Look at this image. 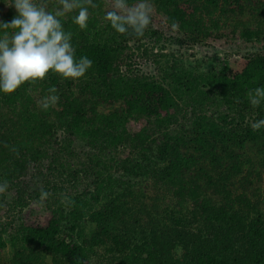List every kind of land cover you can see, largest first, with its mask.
Wrapping results in <instances>:
<instances>
[{"label": "trees", "instance_id": "1", "mask_svg": "<svg viewBox=\"0 0 264 264\" xmlns=\"http://www.w3.org/2000/svg\"><path fill=\"white\" fill-rule=\"evenodd\" d=\"M51 1L45 4L49 11L60 8L59 0ZM107 1L85 5L90 16L86 29L72 22L78 9L61 17L72 33L76 57L93 61L85 77L63 79L50 72L44 80L0 94V181L18 195L13 209L34 201L48 210L38 220L0 224V264H19L17 255L22 254L29 264H46L47 257L53 264H91L87 249L101 248L130 253L138 262L145 253L154 262L167 260L157 237L142 225L130 237L116 232L120 213L135 200H143L142 211L151 215L168 206L163 211L168 215L169 210V216L160 220L163 228L173 223L172 234L175 228L190 230L184 237L188 241L182 240L184 254L203 251L192 263L170 255L175 264H264V208L255 214L238 202L241 209L231 214L232 207L204 194L207 184L222 185V191L231 189L240 200L253 199V206H258L256 196L264 194V128L251 127L264 119V104L253 107L247 97L264 86V0H150L152 22L139 38L111 28L104 17L113 10V0L109 6ZM6 7L0 0V21L10 22L15 13H6ZM156 14L164 15L168 29ZM173 32L181 48L215 40L258 51L208 73L165 74L161 79L122 72L121 56L131 43L164 40L167 33L172 39ZM51 88L59 99L42 110L40 102ZM178 99L188 100L185 118L179 115ZM79 143L89 149L88 167L71 148ZM255 161L256 175L248 167ZM38 177L43 178L41 188ZM82 185L81 193L68 192ZM42 189L49 193L45 199ZM26 192L30 200L23 199ZM65 197L73 203H61ZM201 221L200 233L207 235L230 228L228 248L215 236L198 239L192 228ZM9 246L14 257L8 262L3 254Z\"/></svg>", "mask_w": 264, "mask_h": 264}, {"label": "rangeland", "instance_id": "2", "mask_svg": "<svg viewBox=\"0 0 264 264\" xmlns=\"http://www.w3.org/2000/svg\"><path fill=\"white\" fill-rule=\"evenodd\" d=\"M49 2L47 1V4L45 3V0H37V3L40 4L43 7H46ZM112 1L108 0V6L110 5ZM46 4V5H45ZM113 3H111L112 6ZM153 7V5H152ZM153 9H155L153 7ZM5 12L9 13H15L13 11L14 8L6 7L4 8ZM14 15V16H15ZM156 17L158 18V23H161L165 28H169V25L166 22V19L164 15L162 14H156ZM166 29V30H167ZM171 34H166L164 36V40L159 39L160 41H156V39H148L146 41H143L140 44H130V48L123 53L121 56L123 62H125L123 65L122 72H125L126 74H134L138 76H148V77H159L161 78L162 75H174V74H183L187 72H193V73H208L211 72L219 67V65L229 63L231 60L240 59L244 56H247L248 54L256 53L257 48L251 47L249 45H243V44H233L231 46L226 45L225 42H217L215 40H206L203 43L195 44V45H189L188 47L181 48L179 45L175 44V38L176 33H172V39L169 37ZM185 75V74H184ZM182 75V76H184ZM162 79V78H161ZM179 103H181L180 107V117L185 118V111H182L186 107L189 106L188 100L182 101L179 100ZM185 104V106H184ZM181 118V119H182ZM61 135V134H60ZM59 135V136H60ZM63 136V135H61ZM73 151L82 159V163H86V167H88L89 162L87 160V156L89 155V149L85 147V145L79 143V145H74L71 147ZM106 159H103L105 161ZM81 163V164H82ZM240 166L243 168H246L244 166V162L241 160ZM68 164V162H67ZM75 164V163H74ZM255 164V166H254ZM75 166V165H74ZM72 166L71 168H73ZM249 168H258V164L255 161L254 163H248ZM68 168H70L69 165L65 166V170L68 171ZM254 172V171H253ZM258 170L254 172L256 173ZM45 178L50 179L51 181H55L56 178H50L49 173L44 172ZM46 175L48 177H46ZM258 176H256L257 178ZM43 180L42 177H38L37 185H39V188H41L42 184L41 181ZM209 180V179H207ZM92 181V179H91ZM60 184V183H58ZM207 184V183H206ZM88 185H91V182H89ZM84 186H80L78 191H75L72 189L71 191H68L69 193L76 192L81 193ZM93 188V187H90ZM223 188L222 185H216L211 186V184H207L204 188L207 192L204 194L208 195V198L210 196H214L217 200L218 198L222 201V204H225L229 208V212L233 214L235 211H238L241 209L236 203H240V205L244 208H248L249 206L252 207L251 210L255 212V214L261 213L262 209L264 208V194H262V199L256 196L255 200L258 203V206H253L251 203H254L253 199H245L240 200L239 197L236 196V193L233 192L231 189H227L226 191H222ZM93 190V189H91ZM32 194V191L29 190ZM66 193V192H65ZM65 193H62L65 195ZM247 196H251L252 194H248L246 191L245 193ZM23 195V194H21ZM27 197H26V196ZM23 196L24 200H30L32 198V195H29L27 192ZM18 195H15L14 191L4 193H0V224L6 225L11 223L13 219L15 221L24 218L26 221L31 219L32 221L38 220L42 217H45L48 213V210L46 209L45 205L39 202H31L28 203L29 206L24 209H13L12 203L14 199L17 198ZM31 197V198H30ZM29 198V199H28ZM36 201V200H35ZM255 202V203H256ZM143 203V200H135L131 201L129 206L124 210L125 214L120 213V217L122 216V220L120 218L119 222H117V230L116 232L120 236L124 237H130L132 234L140 233L137 229H140V226L142 225L148 232L147 234H151L155 238L156 243H158L159 248L161 249V252L164 253L166 259L157 260V261H151L147 259L148 254H143V261H136L132 254L130 253H119V252H110L105 248L96 249L94 252L92 250L87 249V254L89 255L91 264H175L171 256L178 257L180 259L184 258L186 263H192L193 260H196L203 254V251H198V253H192V251L188 250V254H184V246L182 245L183 241H188L184 239L186 234H190V230H187L186 232L182 231V229L175 228L176 233L172 234V228L174 227V224L171 223L172 227H170L168 230L163 228V225L160 223V220L164 218L167 213L163 210L168 209V206H165L163 209H156V212H153V214H148L146 211H142L141 205ZM171 203L167 202L165 205H169ZM221 206V205H219ZM190 209L191 206H189ZM250 209V208H249ZM169 216V210L168 215ZM30 221V220H29ZM139 224V225H138ZM169 224V223H168ZM201 222H197L194 224L192 231L193 234L200 239L201 237L204 238H213L215 236L216 239L220 240V243L223 246V248H228L230 244V231L231 229H227L225 227L221 228L220 231L217 232L215 229L213 231H209L208 235L206 233H200L203 230V225ZM144 233V235H147ZM178 235V236H176ZM207 235V236H206ZM8 236V235H6ZM152 236V240L154 241V237ZM218 236V238H217ZM129 239V238H127ZM158 240V241H157ZM136 241L134 240L132 245ZM219 242V241H218ZM131 244V243H130ZM108 248V247H107ZM167 249H169L167 251ZM205 251V250H204ZM175 253V254H174ZM203 256V255H202ZM5 261H10L13 259V250L9 246L3 254ZM19 264H29L28 261L25 259L24 254L17 255ZM47 262L46 264H53V259L50 257L46 258ZM179 263H181L179 261ZM62 264V263H59ZM178 264V263H177Z\"/></svg>", "mask_w": 264, "mask_h": 264}, {"label": "clouds", "instance_id": "3", "mask_svg": "<svg viewBox=\"0 0 264 264\" xmlns=\"http://www.w3.org/2000/svg\"><path fill=\"white\" fill-rule=\"evenodd\" d=\"M14 8L16 15L9 21H0V94H12L25 83L44 80L51 72L63 79L78 80L92 68L93 61L87 56L76 57L72 44V33L66 31L61 17L78 9L72 22L81 30L89 21V7L93 0H59L60 8L49 11L37 0H2ZM113 10L105 14V20L119 34H133L143 37L152 22L153 7L150 0H113ZM175 26V25H173ZM8 30H11L10 33ZM55 88L40 102L42 110L49 109L59 97ZM253 107L264 104V86L256 87L247 94ZM254 131L264 128V119L251 123ZM7 181H0V193L7 191ZM49 193L41 190V199ZM71 205L70 198L61 203Z\"/></svg>", "mask_w": 264, "mask_h": 264}]
</instances>
